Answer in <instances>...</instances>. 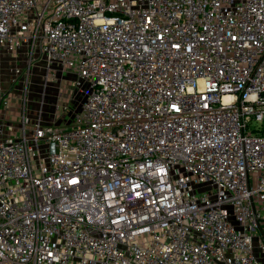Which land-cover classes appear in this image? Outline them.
<instances>
[{
	"label": "built area",
	"instance_id": "1",
	"mask_svg": "<svg viewBox=\"0 0 264 264\" xmlns=\"http://www.w3.org/2000/svg\"><path fill=\"white\" fill-rule=\"evenodd\" d=\"M3 65L0 264H264V0H0Z\"/></svg>",
	"mask_w": 264,
	"mask_h": 264
},
{
	"label": "rangeland",
	"instance_id": "2",
	"mask_svg": "<svg viewBox=\"0 0 264 264\" xmlns=\"http://www.w3.org/2000/svg\"><path fill=\"white\" fill-rule=\"evenodd\" d=\"M53 70H56L53 68ZM7 73L2 74V76L7 77ZM30 77L27 81V94L24 92V89L21 88L20 83H18V87L16 86V94L15 100H21L24 98L26 94L28 100V107L31 110L38 111L44 110L45 111V118L49 121L52 120L51 116L53 110H55L56 105L58 104V82L56 79V75H54L53 71L47 72L43 61L40 57L34 59L31 69H30ZM51 75V77H50ZM54 77V78H53ZM58 78V77H57ZM68 86H71L69 84ZM13 86L8 85V81H6L3 77L0 78V89L2 90H11ZM62 90V86H61ZM14 102L12 101L11 104ZM14 105V104H13Z\"/></svg>",
	"mask_w": 264,
	"mask_h": 264
},
{
	"label": "crops",
	"instance_id": "3",
	"mask_svg": "<svg viewBox=\"0 0 264 264\" xmlns=\"http://www.w3.org/2000/svg\"><path fill=\"white\" fill-rule=\"evenodd\" d=\"M6 67H7V65H3V70L1 69L0 72H2V71L4 72Z\"/></svg>",
	"mask_w": 264,
	"mask_h": 264
}]
</instances>
